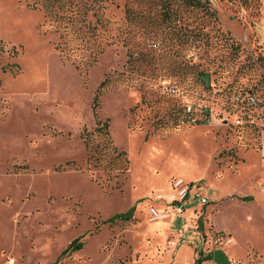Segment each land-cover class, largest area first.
<instances>
[{
  "label": "rangeland",
  "instance_id": "1",
  "mask_svg": "<svg viewBox=\"0 0 264 264\" xmlns=\"http://www.w3.org/2000/svg\"><path fill=\"white\" fill-rule=\"evenodd\" d=\"M263 143L264 0H0V264H264Z\"/></svg>",
  "mask_w": 264,
  "mask_h": 264
},
{
  "label": "trees",
  "instance_id": "2",
  "mask_svg": "<svg viewBox=\"0 0 264 264\" xmlns=\"http://www.w3.org/2000/svg\"><path fill=\"white\" fill-rule=\"evenodd\" d=\"M194 1H200V0H194ZM95 107H96V103L94 100V108ZM106 129H107V122H104L102 126H99L98 123V127L96 131L99 133L104 132L106 134ZM83 137L85 138L87 148L90 150V153L92 155L90 156L91 159H93L94 161H99L107 158V162H108L107 166L111 172L124 173L126 171L128 161L126 158V154L123 151H118L115 147L111 145V142L109 140H106L104 143L98 144L95 147H91L89 145L88 134L85 133ZM111 153H113V156ZM132 212H133V207L125 214L114 215L110 220L113 221L118 218H123V219L128 218L132 214ZM69 248L74 250L79 249L80 245H75L74 247L73 245H70L67 249ZM204 259L207 258L205 257ZM204 259L198 258L195 264H200Z\"/></svg>",
  "mask_w": 264,
  "mask_h": 264
},
{
  "label": "built area",
  "instance_id": "3",
  "mask_svg": "<svg viewBox=\"0 0 264 264\" xmlns=\"http://www.w3.org/2000/svg\"><path fill=\"white\" fill-rule=\"evenodd\" d=\"M262 148L264 150V143L262 144ZM262 157L264 159V152ZM258 185L261 191L264 193V180L260 181ZM171 187L172 191L170 194H168L166 199H163L162 195L157 194L156 200H165L168 203L169 210L171 209L175 212V214H181L183 213L185 204L188 203L192 186L188 183H185L183 179L178 178L171 183ZM194 197L195 200L201 204H206L208 202L206 197H201L197 192L194 194ZM150 212L152 220H162L167 217V213L164 214L163 211L152 209ZM223 234L224 233L221 231L218 232L220 237H222Z\"/></svg>",
  "mask_w": 264,
  "mask_h": 264
},
{
  "label": "crops",
  "instance_id": "4",
  "mask_svg": "<svg viewBox=\"0 0 264 264\" xmlns=\"http://www.w3.org/2000/svg\"><path fill=\"white\" fill-rule=\"evenodd\" d=\"M192 202H193L192 199L189 198V199H188V203L185 204V207H184V213H183L182 215H186V216L189 215L188 213H189L190 211L188 212L187 205H191ZM197 204L204 205V204H201V203H197ZM193 208H194V207H193ZM191 209H192V208H191ZM186 211H187V212H186ZM185 213H187V214H185ZM182 215L180 214V215H176V216H177V218H180V217L182 218V217H183ZM177 218H176V219H177ZM171 220L174 221V222L176 221L175 219H171ZM171 224H172V223H168V229L170 228ZM216 251H218V250H216ZM216 251H215V252H216ZM213 253H214V252H213ZM225 256H228V257H226V261H227V263L229 262V264H231V258H230V256L227 255V254H226ZM212 257H213V255H212ZM212 257H211V258H212ZM206 258L209 259L210 257H206ZM213 258H214V257H213ZM213 258H212V259H213ZM212 264H215V262L212 261Z\"/></svg>",
  "mask_w": 264,
  "mask_h": 264
},
{
  "label": "bare ground",
  "instance_id": "5",
  "mask_svg": "<svg viewBox=\"0 0 264 264\" xmlns=\"http://www.w3.org/2000/svg\"><path fill=\"white\" fill-rule=\"evenodd\" d=\"M159 220H161V219H155V220L151 219L152 222H156V221H159Z\"/></svg>",
  "mask_w": 264,
  "mask_h": 264
}]
</instances>
